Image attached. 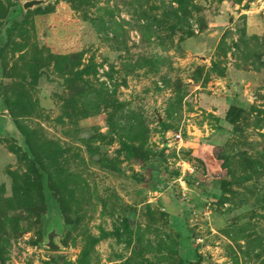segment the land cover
I'll return each instance as SVG.
<instances>
[{
  "label": "rangeland",
  "instance_id": "obj_1",
  "mask_svg": "<svg viewBox=\"0 0 264 264\" xmlns=\"http://www.w3.org/2000/svg\"><path fill=\"white\" fill-rule=\"evenodd\" d=\"M24 1L0 0V264H264V0Z\"/></svg>",
  "mask_w": 264,
  "mask_h": 264
},
{
  "label": "water",
  "instance_id": "obj_2",
  "mask_svg": "<svg viewBox=\"0 0 264 264\" xmlns=\"http://www.w3.org/2000/svg\"><path fill=\"white\" fill-rule=\"evenodd\" d=\"M46 1L47 0H27L22 2L21 8L23 10L30 9L42 5L46 3ZM219 145L220 142L212 138L202 141L199 147L198 157L203 162L205 179L208 181L223 180L226 176V170L221 167V161L216 159L212 153V149ZM151 188L164 191L168 188V185L155 177L151 184ZM54 235L55 234L52 232L47 235L46 246L51 250L57 249V246L52 242Z\"/></svg>",
  "mask_w": 264,
  "mask_h": 264
},
{
  "label": "built area",
  "instance_id": "obj_3",
  "mask_svg": "<svg viewBox=\"0 0 264 264\" xmlns=\"http://www.w3.org/2000/svg\"><path fill=\"white\" fill-rule=\"evenodd\" d=\"M164 139L165 147L175 148L177 150L182 147V137L180 136V134H172L168 137H165ZM180 164L181 168L184 171H186L188 174L192 173L193 169L190 165H188V163H184L181 161Z\"/></svg>",
  "mask_w": 264,
  "mask_h": 264
},
{
  "label": "trees",
  "instance_id": "obj_4",
  "mask_svg": "<svg viewBox=\"0 0 264 264\" xmlns=\"http://www.w3.org/2000/svg\"><path fill=\"white\" fill-rule=\"evenodd\" d=\"M228 116V114L226 115V117ZM219 160V159H218ZM222 167V166H221Z\"/></svg>",
  "mask_w": 264,
  "mask_h": 264
}]
</instances>
